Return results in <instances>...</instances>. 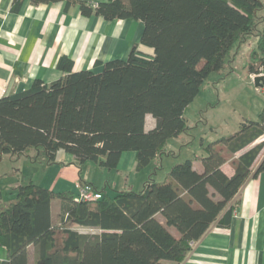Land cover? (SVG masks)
<instances>
[{
  "label": "trees",
  "instance_id": "1",
  "mask_svg": "<svg viewBox=\"0 0 264 264\" xmlns=\"http://www.w3.org/2000/svg\"><path fill=\"white\" fill-rule=\"evenodd\" d=\"M23 1L12 0L10 10L19 11ZM30 1L77 4L84 16L105 20L139 19L140 42L153 54H142L133 45L125 58L101 63L98 72L73 71L72 60L63 55L57 61L64 71L59 79H34L28 89L2 95L3 155L34 150L28 154L31 160L53 163L62 149L78 164L91 161L113 170L123 152L134 151L138 171L161 154L168 139L186 132L185 108L249 35L256 36L249 72L264 71V19L257 17L263 0ZM147 114L155 118L149 130L144 129ZM263 134L264 106L258 119L244 118L235 132L205 146L202 170L193 167L194 158H186L171 165L164 179L146 180L139 191H103L95 200L76 199L73 190L54 191L32 179L21 183L14 199L0 209V246L7 251L0 264H30V245L35 253L31 264H179L190 242L213 223L229 225L254 167L264 170L263 142L254 144ZM217 146L230 154L246 149L232 161L230 176L211 152ZM176 187L186 192L187 203L174 200ZM55 197L60 211L53 223L50 203ZM78 227L101 232L87 234Z\"/></svg>",
  "mask_w": 264,
  "mask_h": 264
},
{
  "label": "crops",
  "instance_id": "2",
  "mask_svg": "<svg viewBox=\"0 0 264 264\" xmlns=\"http://www.w3.org/2000/svg\"><path fill=\"white\" fill-rule=\"evenodd\" d=\"M11 2L12 0H0V90L6 86V94L28 89L34 79H40L45 83L59 79L64 71L57 67V61L63 55L72 60L73 71L91 69L98 72L102 69L101 63L115 58H125L133 45H136V49L142 54L147 56L153 54L152 48L140 42L143 23L139 19L105 20L95 14L84 16L77 4L65 7L64 1L33 4L30 0H24L19 11L12 12ZM238 46L239 44L236 48ZM2 95L0 92V97ZM154 125L155 118L147 114L144 129L149 130ZM186 136L188 134L184 132L180 137L168 139L161 154L138 171L135 169V152H123L117 168L109 170L113 177L112 186L106 180L102 191L109 194L121 190L139 191L149 178L164 179L171 165L191 158L177 157L182 155ZM245 150L230 154L224 147H216L214 150L211 149V152L219 158L220 168L230 176L234 172L232 161ZM217 151L219 154L215 153ZM32 153L34 150L28 152ZM205 154L206 152H202L192 156L193 167L198 171L202 170L200 158ZM88 162L98 166L101 172H105L104 168L91 161L81 165ZM46 164L48 168L60 165L69 166L62 169L64 171L70 169L68 175L60 174L61 178L50 180V184L45 187L51 190H65L68 180L74 186L77 179L96 187L91 180H87L88 178L78 177L79 171L76 167L80 165L75 162L72 154L62 149L57 151L55 162ZM256 166L253 175L247 179L238 194L239 202L232 212L229 225L221 227L213 223L206 233L194 242L179 264H264V170L255 171ZM137 173L141 174L137 184L140 186L135 190L133 184L135 179H131V176L133 174L137 178ZM103 175L106 179V173ZM120 178L124 179L122 184ZM19 184L11 182L10 188L14 190V196ZM173 194L174 200L187 203L188 196L184 190L176 187ZM50 211L51 219L56 223L60 211L58 198L51 200ZM31 246L33 248V245L28 248L30 264ZM6 257L5 247L0 246V261ZM161 262L176 264L167 260Z\"/></svg>",
  "mask_w": 264,
  "mask_h": 264
},
{
  "label": "rangeland",
  "instance_id": "3",
  "mask_svg": "<svg viewBox=\"0 0 264 264\" xmlns=\"http://www.w3.org/2000/svg\"><path fill=\"white\" fill-rule=\"evenodd\" d=\"M257 17L264 19V7L257 12ZM239 46L238 48L235 46L231 50L224 67L220 71L209 74L199 93L185 108L184 116L188 136H186V142L182 147V155L177 157L181 156L180 158L183 159L186 158L185 156L192 157L194 154L199 155L206 152L205 146L209 142L235 132L240 121L244 118L258 119L259 112L264 105V71L262 72V85L256 87L254 77L257 74H250L248 69L251 50L256 46V36L254 34L249 35L239 43ZM170 141L174 142L175 140ZM258 142H263L264 149V140L257 139L254 144ZM175 154H178V150ZM79 165L76 167L79 171L78 177L91 180L96 185L98 194L103 192L104 181L107 180L106 182L112 186L113 177L109 170H103L107 176L104 179V173L98 166L90 162L83 166ZM66 167L69 166L59 165L48 168L46 162L33 161L26 154H4L0 160V209L14 199V190L10 188L11 182L21 184L32 179L37 184L47 186L50 184V180L61 178L60 174L67 173L68 175L70 169L62 170ZM159 173L161 174V172ZM136 175L137 178L133 174L131 176V179H135L133 180L135 190L140 186L137 184H139L138 177L141 174L137 173ZM123 180V178L119 179L121 184ZM118 184L116 183V185ZM65 188L75 191L72 182L69 183V180ZM76 229L87 234L101 232V229L96 227H78ZM61 236L62 233L58 232L57 244H60ZM34 255V249L31 246V262L34 260ZM166 263L168 262H161L160 264Z\"/></svg>",
  "mask_w": 264,
  "mask_h": 264
},
{
  "label": "built area",
  "instance_id": "4",
  "mask_svg": "<svg viewBox=\"0 0 264 264\" xmlns=\"http://www.w3.org/2000/svg\"><path fill=\"white\" fill-rule=\"evenodd\" d=\"M6 86H3L0 90L1 94H6ZM259 140L263 141L264 140V134L258 138ZM3 156L1 150H0V159ZM74 187L76 189V199H83V200H95L98 198L99 194L97 191H95L94 187L87 183L83 182L79 179L75 180L74 182ZM191 247L194 245V242H190L189 244Z\"/></svg>",
  "mask_w": 264,
  "mask_h": 264
},
{
  "label": "water",
  "instance_id": "5",
  "mask_svg": "<svg viewBox=\"0 0 264 264\" xmlns=\"http://www.w3.org/2000/svg\"><path fill=\"white\" fill-rule=\"evenodd\" d=\"M263 76L262 75H256L254 77V84L255 86H261L262 85Z\"/></svg>",
  "mask_w": 264,
  "mask_h": 264
}]
</instances>
